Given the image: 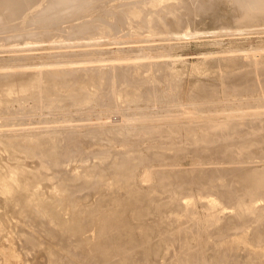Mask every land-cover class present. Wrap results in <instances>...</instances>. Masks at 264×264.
Segmentation results:
<instances>
[{"label":"rangeland","instance_id":"obj_1","mask_svg":"<svg viewBox=\"0 0 264 264\" xmlns=\"http://www.w3.org/2000/svg\"><path fill=\"white\" fill-rule=\"evenodd\" d=\"M61 1L63 3H65V2L69 3L70 0H68V1L67 0H61ZM130 1L129 0H125V1L124 0H112L110 3H108L109 0H101L99 2L96 1L97 3L96 2L94 3V7L97 5L98 9L96 6L95 8L92 7L91 10H88L90 12L93 9L96 10V12H94V10L92 11L94 14L89 12L90 14H88L89 15L88 17L85 14L88 12L83 11L85 15H82L83 12H80V14H78V13L74 12L76 10L74 8L75 6L73 7L74 9H72V5H70L68 10L69 11L72 10V12L66 11V13H68V14H65V16L60 18L61 20L60 19L53 20V18L56 19L59 15L57 17L56 16L54 17V15L50 16L51 14H49L52 21L57 22L60 20V21H62L63 24L59 21L58 23H60V24L57 23V26H55L57 28H55L53 26V23H55V22H52L49 19L48 20L49 23H48L45 21V19L47 20V17H45V19H43V21L41 20L42 22L39 21V23H36L37 24L36 26L35 25L33 26L34 28H36L35 31H34L33 27L31 28L32 31L29 32L31 34H29L26 31V28L23 26V25H26V24H24V20H21L23 18L19 19L20 22L18 21L16 23V26L14 25L15 29H14V27H11L13 29H10V27H7L9 30L8 31L6 28V25L3 24L0 26V28L2 29V30L0 29V75L3 77L2 78L0 76L2 78V80L0 78V81L2 82V83L0 82L1 86L4 85L5 83L10 82L13 79L11 77H4L10 73H11V76H14V75H18V74H27L28 73L27 71H29L31 73H33V72L35 73L37 71L38 72H41V71L45 72V71H50V70L54 71L57 69L58 70H68V69L71 70L74 68L75 69L78 68V69H82V70L84 69V72H86V71L90 70V66L93 69L97 68V71L99 69V71H98L99 73L105 72L104 74L102 73V74L98 75L99 76L98 78H100L101 80L98 79L99 81L98 80L97 81L99 82V85L95 84L97 86H94L95 89L97 90V92L95 91L93 97L88 99V100H91L92 102H90L88 100L82 101L84 104L82 102H78V103L76 102V104L74 106V101L73 102L70 101L69 103L66 102L67 104L63 103L62 105L53 103L55 105L54 106V105H52V103L51 104L47 103L44 99H41V100L38 99L37 98L38 94L37 95L34 94L31 96L26 95V97H23L24 95H22V96L18 95L19 99L16 96H14L13 98H11L10 100H8L6 102V104L8 102H10V103H8V105L5 104L6 105L5 107H3L2 109L0 108L1 109L0 110V124H1L0 125L1 126L0 134L2 133V135H0V136L1 137L5 136L4 140L1 137L0 138L3 141H5V139L8 140L9 138L11 140H13L14 139L13 137H16V136H17V140H22V139L24 140L25 136H27V137H25V139L35 138L36 136H38L37 138H39V137L41 138L42 134L44 135L42 138H45V139L47 137H48L47 139H51V138L53 139L55 136H57V138L53 139V142L57 140L56 142H54L56 147L54 145H53L54 147L52 146V151H55L54 153H56V154L52 153V151H51V154H52L51 159L54 157V162H57V163L60 162L59 165L61 166V168L64 167L62 169L64 172H67V174H71V175H73V174L77 175L76 176L77 178H80L78 176L79 175L78 173H81L84 170L89 171V169H90V172L93 174V176H95L97 174L95 178H98V179H96V184L94 183L95 185L92 183H86L84 185H80L81 181H79V180H81V179L78 180V179H76V177H74L72 179V181L71 180L70 181L65 180V181L61 182L58 179H55V176L53 174L54 172L52 171L53 173H50V170H49V172L48 171L47 172L50 173L51 176L53 174L52 177L55 180L50 176V174L47 173V175H49L50 179L48 178L46 180V179H44V177L39 176L40 178H36V179L38 181L39 180L40 181L38 182L37 180H34L35 181L34 184L38 185V186L40 185L42 187V188H40L41 192H43L42 189L45 190L42 193L45 197L41 196L42 198L44 197V198H50L51 199L50 202L53 204V206L51 203H49V205H50V211H51L52 215L54 214L53 216H55V213H56V216L58 214H60V212H58L59 209L61 211L64 210V212H65L64 218H67L68 220H72V221L74 220L75 222H77L85 233V236H83V237H85V239H87L89 236H91L94 233L92 230V227L89 225L91 222V218L93 216L100 217V216H104V215H109L110 212H108V211H111L112 215L113 214L116 215V217H114V219L116 220L114 222V224H115V227L117 226V228H114V229H117V230H114V232L112 233V238L109 237V239H108L109 240L108 244L111 246V247H109V251H111V253L108 255H115L116 258L114 257V261H117V260L119 261V259H120V260H122L121 262H123L124 258L127 259L126 261L133 260L132 257L137 256L140 253L139 255L142 256V261L141 260H139L140 262L136 261V262H134L135 264L136 263L137 264H144V263L145 264L146 263L147 264H185L182 261L183 257H184V261L185 260L188 261V260L192 259L193 264H204V262H205V264H211V263L212 264H218V263L219 264H224V263L225 264H251V263L252 264H262V262L264 264V251H262V250H264V246H263L264 245V221H263L264 220V212H263L264 211V207H263L264 206V194H263L264 193L263 192L264 191V184L262 183L263 185H261V183H260L259 184L260 186H259L258 183L254 182L256 184L255 185L252 181V180H254V181L257 180V178H259V175H260V177L264 176V173H263V171H264V72H262V71H264V69H263L264 68V20H263L264 17H263V15H257V16H255L256 18L253 17V21L251 20L252 18L248 19L246 17V19H245V17H242L243 14H242V12H240L241 10H240L239 6L236 4L234 5V2L231 3L233 0H231V1L230 0H178V1L174 0V2H173V0H170V1L167 0V2H166L167 4H177L178 6L176 5V7L179 8V6H182L183 8L180 7V9H181L180 11L179 10H173L174 8L173 9L167 8V10H168L167 11L164 8V9H162L163 12L160 11V14L157 12V15L160 16V18L156 16V13H154V15L151 16V18L149 19V23L147 24V26H145L146 28L142 27V26L140 28L139 23H137V24L135 23V22H137V20L140 19V15L138 16V14H135L136 12L135 13L130 12L131 14L130 13L129 14L131 15V18L133 20H131L129 22L130 15H129V17L127 16L125 18L126 19L125 27H124V25H123V27L120 26L116 29L118 31H116V30L114 31L113 30L114 28L111 26V25H113V23H112L113 17H111V15H110L111 12L113 14H115L114 12H116V13L120 12V10L124 9V7H125L124 5L128 6L130 3H132V4L134 3V4L139 5V6L143 5L142 7L146 6L147 7V8L145 7L146 9L149 8L148 3L147 4L144 3L145 1H148V0H142L141 2H143L144 4L140 3L139 0L138 1L132 0L133 2L132 1L130 2ZM164 1H166V0H163L162 2H164ZM137 2L139 4H137ZM70 3H72V2L70 1ZM183 3H185V4H183ZM41 4L43 6L45 3H41ZM140 4H142V5H140ZM180 4H182V5H180ZM103 6H104V8H103ZM105 8H106V10H105ZM32 9H28V12H29V10H32ZM107 9H108V11H107ZM109 9H111L112 11L111 10L109 11ZM175 9H177V8H175ZM165 10L168 12V15H170L172 18L170 16L166 15L167 12ZM172 11H174V12L178 11V13L180 12L182 15L179 13L180 16H178L177 12L172 13ZM102 12H104V13H102ZM108 12H109V15H108ZM257 12L258 11H256L255 14H257ZM164 13H165V15H164ZM76 14H77V16H76ZM100 14H103L105 19L107 17V19L109 21H112V22L108 23V21L106 19L105 20L106 23H105L103 21L104 17L102 19V15L100 17ZM113 14H112V16H113ZM134 14L137 16L134 17L133 16ZM171 14H173V15H171ZM46 15H48V13H44V16H46ZM93 15H96V16H93ZM106 15H108V16H106ZM80 16L82 17L81 21H80V19H81ZM64 18H66V20ZM135 18H136V21H135ZM173 18H175L176 21ZM242 18L245 20V22L243 21ZM258 18H259V21H258ZM160 19L161 20L165 19V20L161 21ZM177 19H179L180 21ZM240 19H242V20H240ZM90 20H92L93 22ZM101 20H102V22H101ZM249 20L252 22H250ZM255 20H257L258 22H255ZM89 21H90V23H89ZM132 21H135V22L132 24ZM163 21H165L167 24ZM237 21H238V24H237ZM50 22L52 23V25L49 26ZM77 22H79V23H77ZM84 22H85V24H84ZM91 22L93 24H95V26ZM152 22H154V23H152ZM172 22H174L175 24ZM241 22H243V23H241ZM80 23H82L83 25H88L87 26L88 28L81 26L82 30H85V31H81V28L79 30L77 29L78 31L76 29H73L74 27L72 28L73 24H74V26H76V28H79L80 25H82ZM97 23H99V24H97ZM100 23H101V25H100ZM161 23L163 26L161 25ZM20 24H23V25H20ZM134 24H135V26H134ZM168 24H169V26H166ZM89 25H91L90 29H89V27H90ZM97 25H98V27H97ZM51 26H53V28ZM93 26L95 28H93ZM99 26H101L100 28H102V29L105 28V31L108 30L109 27L111 26L110 29L112 30V32L110 29L108 32H105L104 29L103 30L99 29ZM48 27H51V29ZM152 27L154 29H152ZM167 27H168V29H167ZM3 28H5V29H3ZM21 28L23 30H21ZM86 28L90 31H88V30L86 31ZM106 28H108V29H106ZM150 28L152 30H150ZM63 29H65V30H63ZM95 29L97 31H95ZM99 30H100V32L104 31V32H102V34H105V35H103V36H102V34L100 35V32L96 33ZM71 31L73 33H71ZM148 31H150L151 33ZM66 32H68V33H66ZM74 32L77 34H74ZM109 32H111V33H109ZM81 33H83L85 36ZM126 33H129V34H126ZM23 34H25V36ZM71 34H74V35L71 36ZM78 34H80V35H78ZM10 35H11V37H10ZM13 35H14V37H13ZM37 35H39V36H37ZM98 35H100V36H98ZM3 37H5V38H3ZM44 37H45V39H43ZM18 39H20V40H18ZM5 41H7V42H5ZM36 41H37V44L35 43ZM94 43H95V45H94ZM84 44H86V45H84ZM30 46H31V48H30ZM70 46H72V47H70ZM61 54H62V56H61ZM261 65H263V66H261ZM118 66L121 68V72L124 69H128V70H126L127 73H125L126 72L125 70L123 71L125 74L122 72V75L124 74L125 76L123 75L124 78L122 77V75L119 77V81H120L119 84H118V78L115 80L108 81L110 79V77H109V74L107 73V71L111 70V67H118ZM122 66H123V69H122ZM47 67H48V69H47ZM259 68H261L262 71ZM41 69H43V70H41ZM133 70H134V72H133ZM90 71H93V70H90ZM128 71L132 72V75L134 74V77L137 78L138 80L132 79V81H131L130 79L133 76L131 75V77H130L131 73ZM135 71H137V72H135ZM148 71H150V72H148ZM93 72H95V71H93ZM14 73H16V74H14ZM106 73L108 74L107 77L105 76ZM135 73H136V76H135ZM127 75H129L130 78ZM8 76H10V75H8ZM101 77H103V78H101ZM125 77H126V80H125ZM127 77L129 80L127 79ZM9 78H10V80H9ZM121 78L124 79V81H123L124 83L121 82V80H120ZM146 78H147V80H146ZM105 79H108V80H105ZM141 79H143V80H141ZM125 81H127V82H125ZM130 81L132 84L134 83L133 85L137 86L135 88L140 90V93H138L139 91L136 92L137 89H135V92L137 94L134 93L131 96L134 98L137 95L134 99H132L130 96H128V97L123 96L125 91H127L130 88L129 87ZM98 82H96V83H98ZM101 82L104 84V85L102 84V88L104 87L103 89L100 86ZM113 82H116V83H113ZM107 84L110 86L111 85L114 86L113 87L114 89L112 87H109ZM139 85H140V87H139ZM98 86H99V88H97ZM105 86H107V87H105ZM2 87H4V86H2ZM231 87H232V89H231ZM108 88H109V90H108ZM100 90H103L102 92H104V93H102ZM105 90H106V92H105ZM110 90H112V91H110ZM159 90H160V92H159ZM231 91H233V92H231ZM149 92H150V94H149ZM203 92H205V93H203ZM96 94L97 95L101 94V95L97 96ZM109 94H110V96H109ZM120 94H122V96H120ZM141 94H143V95H141ZM144 94H146V95L144 96ZM154 95H155V97H154ZM33 96H35V97H33ZM31 97L34 99H32ZM97 98H99V99L97 100ZM15 100L16 101L18 100V102H16ZM21 100H23V101H21ZM38 101H39V103H38ZM13 102H14V104H13ZM87 102H89V103H87ZM200 102H202V103H200ZM37 103L39 104L38 106H37ZM40 105L43 108H41ZM76 105H78V106H76ZM155 105H157V106H155ZM205 105H207V106H205ZM7 106H9V108ZM44 106H45V108H44ZM48 106L50 108L46 109V108H48ZM52 106L55 109H53ZM5 108H6V110H5ZM17 108H19V109H17ZM39 108H41V110ZM58 108H61V109H58ZM3 109L5 110V113H4ZM48 113H49V115H48ZM256 113L257 114L261 113V114L257 115ZM10 114H12V115L10 116ZM13 114L14 115L16 114L17 116L15 115V117H12ZM8 115H9L10 119H9ZM3 117H6V119H8V120H6ZM44 117H46V118H44ZM254 117H256V118H254ZM258 117H259V119H258ZM230 119H231V122H230ZM11 121L13 124L11 123ZM186 122H188V123H186ZM223 124H224V126H223ZM245 124H246V126H245ZM139 125H141L142 128ZM156 126H157V128L155 130L154 127H156ZM159 126H161V127H159ZM204 126L207 130H210V129L212 130V131L210 130L212 133H214V134L210 135L212 138L208 137L210 131L208 133V131L204 128ZM208 128H210V129H208ZM220 128L222 130L223 129H225V130L218 131ZM238 128H239V131H237ZM200 129H201V131H200ZM242 129H244V130H242ZM254 129L256 130V132ZM241 130L245 133H243ZM259 130H260V132H259ZM206 131H207V133H206ZM215 131L219 135L217 134L216 138L213 139V135L215 136V134H216ZM173 132H175L174 134L176 135V137L173 134ZM241 132H242V134H241ZM48 133H49V135H48ZM51 133H54V134H52L54 137L51 135ZM204 133H205V135H204ZM237 133H238V135H237ZM35 134H37V135H35ZM66 134L69 136H67ZM141 134H143V135H141ZM224 134H225V136H224ZM29 135H30V137H29ZM72 135H74V136H72ZM177 135H179V136H177ZM19 136L21 139L19 138ZM241 136H244V137H241ZM58 137H59V139H58ZM170 137H172V139H170ZM203 137H205L204 141H203ZM65 138H67V139H65ZM225 138H227V139H225ZM247 138H249V139H247ZM250 138H252V139H250ZM62 139L64 140V142ZM72 139H73V141H72ZM103 139H105V140H103ZM205 139L206 140L208 139V142ZM209 139L215 140L217 142L219 141V142H218V144H215L217 142L214 141L215 142L214 143L213 141H210ZM223 139H224V141H223ZM2 140H0V169L5 170L6 166H8L9 164L15 163V161L12 160L11 158L9 159V156L7 155V153L4 152L3 147L1 148V145H2L1 143L3 142ZM60 140H61V142H60ZM65 140H66V143H65ZM67 140H69V141H67ZM192 140L193 141L195 140V142H193ZM201 140H202V142H200ZM231 140H232V142H231ZM71 141L74 144H72ZM74 141L76 143H79V148H78V146H76V143ZM220 141L222 144H224V146L220 143ZM204 142H207L209 144L204 143ZM248 142H250L249 145H247ZM67 143H69V144H67ZM255 143H257V144H255ZM193 144H195V147H193L194 146ZM250 144H252V145H250ZM208 145H209V148H207ZM238 145L241 146V149L239 148ZM58 146H59V149H58ZM166 146H168L169 148ZM188 146H190V147H188ZM196 146L198 148H196ZM219 146H220V148H219ZM70 147L72 150L74 148L78 151L73 150L74 151L73 152L70 149ZM80 147H82V148H80ZM54 148H57L58 152H57V149L54 150ZM62 148H63L64 154H66V152H69V154H66L68 156L67 159H65L66 155L64 156V155H62L63 153H61ZM228 148L230 150H228ZM199 149H200V151H199ZM244 149H245V151H244ZM178 150H179V152H178ZM214 150H217V151L220 150V151L217 152ZM239 150H240V152H239ZM79 151H82V152H79ZM70 152L72 154H70ZM243 152H244V154H243ZM77 153H78V155H77ZM233 153H234V155L236 153L237 154L240 153L239 154L240 157L237 154L235 156L232 155ZM53 154H54V156H53ZM56 155H59V157ZM125 155H126V157H124ZM149 155L152 156V158ZM224 155H226V156H224ZM246 155L247 156L249 155V156L247 157ZM23 156H24V158H23ZM27 156H28L27 154H24V155L22 154L21 157L19 158L20 160L18 159L19 162L17 161L18 164L21 163L20 166L23 169L25 168L24 170H27L26 171L27 173L30 170L29 172L31 174L30 173L29 174L32 175L34 173H38V170L41 171L43 169L44 161L42 158L38 157V159H39L38 160V159H36L37 157L34 155H32L33 157H31V155H29V157H31V158H29V157L27 158ZM63 156H64V159H63ZM61 157H62V159H61ZM114 157L116 158V160ZM121 157H123V158L120 160ZM162 157H164V158H162ZM168 158H169V160H168ZM129 160H132V162ZM158 160H159V162H158ZM163 160H165V161H163ZM39 161H41V162L39 163ZM122 161H124V163H121ZM127 161H128V164L124 165L125 163H127ZM142 161H143V163H142ZM5 163L8 165H6ZM22 163L24 165H22ZM119 163H121V164H119ZM39 164H40V167H39ZM111 164H113V165H111ZM129 164H130V166L128 167ZM4 165H6V166H4ZM84 165H86V166H84ZM123 165H124V167H123ZM134 165H136L137 168ZM79 167H81V168H79ZM111 167H112V169H111ZM91 168H92V170H91ZM123 168H124V172H122ZM126 168H128V169H126ZM35 169H37V170H35ZM75 169L77 172L75 171ZM81 169H82V171H81ZM101 169L102 170L104 169L105 171H102ZM106 169H108V170H106ZM119 169H121V171ZM129 169H132L133 173L131 172L132 170H129ZM99 170H101L103 173ZM202 170H203V172H202ZM239 171L240 172H247V174L249 173L248 175L252 179L251 180L252 182L248 183L249 185L243 184L242 186L237 187L233 183L231 184V182L229 180H233L236 172H239ZM115 172H116V174H115ZM167 172H168V175L166 176ZM197 172H198L199 176H201V178L203 176H206L207 173H211V172L214 174H218V176L216 177L217 179L215 178L216 184H215V181L212 182L213 184L211 183V185L205 186V187H203V185H201L198 182L196 184V182H194L192 180L200 178L198 176ZM250 172L252 173L253 176L252 175L250 176V174H251ZM256 172L258 173V175ZM99 173H102V174L99 175ZM111 173L113 174V176H111L112 175ZM124 173L125 174L130 173L129 175H131V173H132V178L129 177V181H131V182L125 181V182L121 183V187H123L122 190H120L121 188L116 189L112 186H110L111 187L110 188L107 185L108 180L105 181V179L107 178L106 176L109 177L108 179H111V177H112V179H111L112 181L116 180L115 181L116 182L115 185H116L120 180L119 178H122L121 176H123ZM201 173H204V175ZM220 173H224L227 175L231 174V175L230 176H224L222 174V176H221ZM98 175L100 178L98 177ZM101 175H103V176H101ZM169 175H171L173 177V179ZM176 175H177V177H176ZM117 176H118V179H117ZM197 176H198V178H197ZM256 176H258V177L256 178ZM162 177H164L165 179H163ZM166 177L170 178V180H168ZM228 178H229V180H228ZM42 179L44 180V182ZM100 179L101 180L104 179V180H102V183H101ZM183 179L186 181L191 180L190 181L191 183H189V182H188L189 184L183 183L184 182ZM53 180L55 182L57 181L58 183H62V184H59V185H61L62 189L65 188L66 190L67 189L71 190V194H69L70 196L68 195V197L66 199L67 202L65 200H63L64 198L62 197V195H59V194H57V196L52 195V198L54 199L53 201H52V198L48 196L52 192L51 190H53L52 187L54 188V187L59 186L58 183L57 182L55 183ZM172 180L173 181L177 180V182H173ZM46 181H48V183ZM178 181L179 182L181 181L182 185H179L181 183H178ZM105 182H106L107 186L105 185ZM160 182H162V184H160ZM49 183L52 184V185H50L51 188L50 187L47 188V186H49ZM123 183H125V185H122ZM174 183H176V184H174ZM55 184H56V186H53ZM73 184H75V185H73ZM91 184H92V186H91ZM45 185H47V186H45ZM63 185H64V187H63ZM65 185H67V186H65ZM103 185H105V186H103ZM128 185H129V187H126ZM216 185H218V186H216ZM250 185H252L251 187H253V185H254V187L251 188ZM95 186H97V187H95ZM179 186H181V187H179ZM210 186H211V188H210ZM243 186H245V188H243ZM69 187H71V188H69ZM75 187H77V188H75ZM80 187H81V189H79ZM99 187H100V189H99ZM260 188H261V190H260ZM218 189H221V190H218ZM46 190L49 192V194H46V192H47ZM73 191L75 193H73ZM130 191H132V192H130ZM104 194H105V196H104ZM215 195H217V196H215ZM113 196H114V199L117 198L118 200L116 199L114 202ZM138 196H139V198H138ZM6 197L7 196H3L2 194H0V213H1V219L0 220L3 222V223L2 222L0 223V227L2 229L5 228V230L0 229V235L1 234L6 235V236L5 235L0 236V264H12V263L13 264H33V263L34 264H49L50 263L49 258H47L48 256H47L46 251L45 250L43 251V249L41 247H37L36 249L26 247L24 240H22V238L20 237L22 234V231L23 232L35 231L34 233L37 236L42 234V236H44V237L41 236V240L45 241V239H49L48 243L50 245L52 244L53 248L54 247H60L61 249L67 248L66 252H63L65 257H63V255L61 257V262L67 264L68 263L67 260H70V258H68V257H71L69 252H68V248H69V244H70V242H69L70 238L67 236H64V235H60L61 237H59V235L56 236V233L51 232L53 230V226L49 225L50 223L48 220H50V222H55V221L49 218L47 220L46 219H44V220L40 219V221H39V219H37V221H34V223H35V224L33 223L34 225L31 223H29L30 225L28 223H24V222H22L24 220L18 218L19 217L18 214H17L18 217L15 216L16 211H18V210L11 203V200L9 201V199L8 198L6 199ZM141 197H142V200H141ZM147 197H149V199ZM106 198H109L108 199L109 201L108 200L106 201ZM73 199H74V201H73ZM122 199H123V201H122ZM193 199H195V200H193ZM7 200L11 204L6 205ZM57 200H58V203H56ZM61 200H63V201H61ZM252 200L254 202L255 201L256 202L254 203ZM44 201H46V199L45 200L43 199V203H44ZM133 201H134V203H133ZM180 201H181V203H180ZM40 202H42V199H40ZM101 202H102L103 207H102V205L100 207ZM125 202L127 204H125ZM128 202H130V203H128ZM143 202H144V204H143ZM173 202H175V203H173ZM136 203H138V204H136ZM139 203H141L142 206ZM147 203L149 205H146ZM191 203H192V205H191ZM75 204H77V205H75ZM108 204H109V206H108ZM135 204H136V207H135ZM255 204L257 207L255 206ZM124 205H125V207H124ZM191 206L193 208H190ZM245 206H248V207H245ZM142 207H144V208H142ZM56 208H58L57 211H56ZM108 208L115 209L114 210L115 212H113V209H108ZM99 209L100 210L102 209V210L100 211ZM104 210L106 212H108L109 214L106 213ZM75 211L76 212L78 211L77 213L80 212L78 214V216H77V213ZM93 211H95V214ZM165 211H167V212H165ZM244 211H245V213H244ZM187 212H189V214ZM246 213H247V215H246ZM73 214L76 216H74ZM86 214H88V215H86ZM90 214H91V216H90ZM84 215H86V216H84ZM235 215L237 216V218ZM2 216H3V218H2ZM250 216H251V218H250ZM71 217H72V219H71ZM211 217H212V219H211ZM76 218H78V219L80 218V220H78ZM213 218H214V220H213ZM6 219H8V222L6 221ZM82 219H84V220L81 221ZM154 219H156V220H154ZM4 220L8 224L7 225L8 229L3 226L6 224L4 222ZM47 221H48V223H47ZM203 221H204V223H202ZM170 222H171V224H170ZM16 223H18V225ZM210 223H212V225ZM1 224H3V225H1ZM81 224H83V227L81 226ZM88 225L90 228L88 227ZM171 225H172V227H171ZM27 226H29L30 229L27 228ZM30 226H32V228ZM43 226L46 228H44ZM47 226H48V228H47ZM19 227H21V229ZM185 227H186V229H185ZM199 227H200V229H198ZM16 228H17V231H16ZM18 228H19V230H18ZM33 228H36V229H33ZM49 228H50V230H49ZM86 228L88 230H86ZM245 228H247V229H245ZM252 228L254 230H252ZM6 229L9 231L6 232ZM10 229H11V232H10ZM12 229L14 230V232H16V234H19L18 232L20 231V236L19 235L16 236V234L13 232ZM25 229H26V231H25ZM46 229L48 231H46ZM202 230H203V232H202ZM262 230H263V232H261ZM115 231L117 232V234L114 235ZM2 232H5V233H2ZM36 232L39 234H37ZM47 232L50 233V235ZM210 232H212V234ZM46 233L48 236H46ZM183 233H184V235H183ZM199 233H200V235H199ZM251 233H253V234H251ZM185 235H186V237H185ZM204 235H206V236H204ZM45 236H46V238H45ZM113 236H114V238H113ZM124 236H125V241H124ZM210 236H211V238H210ZM54 237H56V238L54 239ZM175 237L178 239H176ZM183 238L185 240L187 239L186 240L187 242ZM229 238H230V240H229ZM231 238H232V240H231ZM59 239H61V240H59ZM117 239H119V240H117ZM127 239H128L129 244H127L128 243ZM217 240H219V241H217ZM226 240L230 241L229 245L227 244L228 242L224 243ZM53 241H54V243H53ZM65 241L66 242L68 241V243H66ZM58 242H59V244H58ZM122 242H123V244H122ZM118 244H119V246H118ZM124 244L126 246L128 245V247H129L128 252L123 251L122 245H124ZM195 244H197V245H195ZM220 244L222 247H219ZM225 244H227L228 246ZM230 244H231V247H230ZM130 245H132V246H130ZM43 246L44 245H42V247ZM114 246L117 248V250ZM120 246H121L122 251L120 250ZM184 246H185V248H184ZM224 246L226 247V249ZM247 247H248V250H247ZM21 248H22V250H21ZM38 248L39 249L41 248L40 249L41 251ZM28 249L35 250L36 255L33 254L34 253L33 251H30V250L28 251ZM131 249H132V251H131ZM135 249L137 251H135ZM85 250L80 252V253H78V251H74V256L71 257V259L73 260V262L75 264H78V263L79 264H82V263L83 264H89V263H91V264H108L107 259H103L102 256L100 255L102 252V251H100L101 248L98 249V247H95L94 251L96 252V254L94 251H92V254H91L92 256H90L91 259L87 256L88 252ZM112 250H114V252H112ZM181 250L183 252H181ZM187 250H188V252H187ZM107 252H108V249H107ZM185 252H187V254H185ZM250 252H252V253H250ZM258 252H260L261 254ZM76 253L78 256L76 255ZM81 253L83 254V256ZM178 253H179V256H178ZM182 253L184 254V256ZM190 253H191V256H190ZM79 254H81L83 259L80 258ZM130 254H132L130 256L131 258L129 257ZM194 254L195 255L197 254V255L195 256ZM125 255H126V257H125ZM255 255L258 257L260 256V257L258 258ZM84 256L86 259L84 258ZM94 256H96V257H94ZM181 256H182V258H181ZM255 257L259 260L257 261V259ZM153 259H154V261H153ZM75 260H77V261H75ZM180 260L182 261V263H180L181 262ZM231 260H233V261H231ZM143 261H144V263H143ZM187 261H185V262H187ZM230 262H232V263H230Z\"/></svg>","mask_w":264,"mask_h":264},{"label":"bare ground","instance_id":"obj_2","mask_svg":"<svg viewBox=\"0 0 264 264\" xmlns=\"http://www.w3.org/2000/svg\"><path fill=\"white\" fill-rule=\"evenodd\" d=\"M68 1V0H67ZM70 1L72 2V3H70ZM69 1V3L67 2H65V3H63L61 0H0V26L1 25H6V28L7 27H10V29H13V28H11V27H14V29H15V26H16V23L19 21L20 22V20L19 19H21V18H23V19H21V20H24V24H26V25H23V24H20V25H23L25 28H26V31L29 33V32H31L32 30H31V28L35 25H37L36 23H39V21H43V19H45V17H47V20L45 19V21L46 22H48V20L50 19L51 20V18H50V16H52V15H54V17L56 16H58L56 19H54L53 18V20H58V19H60V18H62L63 16H65V14H68V13H66V11H68V12H72V10H68L69 9V6L70 5H72V9H76L74 12H76V13H78V14H80V12H88V13H85L86 14V16L88 17L89 15L88 14H90V13H92V14H94L92 11L94 10H92L91 12L90 11H88V10H91L92 9V7L93 8H95L94 7V3L96 2V1H101V0H70ZM112 0H109V2L108 3H110ZM125 1V0H124ZM130 1V0H129ZM132 1V0H131ZM130 1V2H131ZM138 1V0H137ZM142 0H139V2L140 3H142V4H147L148 3V5H149V8L148 9H146L145 7H142L143 5L142 4H140V5H142V6H139V5H136V4H132V3H128L129 5L128 6H126V5H124L125 7H124V9L123 10H120V12H114L115 14H113L112 12H111V17H113V22L112 21H109L108 19H107V17H106V19H107V21H108V23L109 22H112L113 23V25H111L114 29V31L118 28V27H120V26H122L123 27V25H124V27H125V21H126V17L128 16L129 17V15L131 14L130 12H136L135 14H138V16L140 15V19L139 20H137V22H135L136 21V18H135V21H132V24L135 22L136 24L137 23H139V26H140V28H141V26L142 27H145V26H147V24L149 23V19L151 18V16H153L154 15V13H156V16L157 17H159L160 18V16H158L157 15V12L160 14V11L161 12H163L162 11V9H166L167 10V8H174L173 10H181L180 9V7H182V6H179V8L178 7H176V5L177 4H167L166 2H167V0L166 1H164V2H162L163 0H148V1H145L144 3L143 2H141ZM170 1V0H169ZM178 1V0H177ZM231 1V0H230ZM47 2V3H46ZM118 2V1H117ZM128 2V1H127ZM133 2V1H132ZM172 2V1H171ZM170 2V3H171ZM173 2H174V0H173ZM193 2V1H192ZM234 2V5L236 4V5H238L239 6V8H240V12H242V17H245V19H246V17L248 18V19H251L252 21H253V17H255V16H257V15H263V17H264V0H233L231 3H233ZM41 3H45L43 6H42V4ZM97 3V2H96ZM107 3V4H108ZM120 3V2H119ZM169 3V2H168ZM177 3V2H176ZM180 3V2H179ZM178 3V4H179ZM41 4V5H40ZM75 4V5H74ZM127 4V3H126ZM137 4H139L138 2H137ZM183 4H185V3H183ZM147 5V6H148ZM180 5H182V4H180ZM75 6V7H74ZM121 6V5H120ZM119 6V7H120ZM178 6V5H177ZM199 6V5H198ZM34 7V8H33ZM43 7V8H42ZM74 7V8H73ZM109 7V6H108ZM123 7V6H122ZM185 7V6H184ZM33 8V9H32ZM71 8V7H70ZM103 8H104V6H103ZM116 8V7H115ZM175 8H177V9H175ZM183 8V7H182ZM237 8V7H236ZM28 9H32V10H29V12H28ZM97 9H98V6H97ZM185 9V8H184ZM238 9V8H237ZM105 10H106V8H105ZM104 10V11H105ZM111 9H109V11H110ZM165 10V11H166ZM46 11V12H45ZM48 11V12H47ZM107 11H108V9H107ZM112 11V10H111ZM164 11V12H165ZM168 11V10H167ZM166 11V12H167ZM170 11V10H169ZM256 11H258L257 12V14H255V12ZM28 12V13H27ZM84 12H83V14L82 15H85L84 14ZM90 12V13H89ZM94 12H96V10H94ZM106 12V11H105ZM174 11H172V13H173ZM177 13H178V11H176ZM176 12H174V13H176ZM184 12V11H183ZM27 13V14H26ZM44 13H48V15H46V16H44ZM102 13H104V12H102ZM130 13V14H129ZM170 13V12H169ZM180 13V12H179ZM178 13V16H180V14ZM187 13V12H186ZM25 14V15H24ZM43 14V15H42ZM49 14H51L50 16H49ZM72 14V13H71ZM70 14V15H71ZM75 14V13H74ZM91 14V15H92ZM112 14H113V16H112ZM133 15L134 17H136L137 15ZM184 14V13H183ZM97 15V14H96ZM96 15H93V16H96ZM101 15H102V19H103V14H100V17H101ZM108 15H109V12H108ZM108 15H106V16H108ZM164 15H165V13H164ZM166 15H168V12H167V14ZM171 15H173V14H171ZM182 15V14H181ZM73 16V15H72ZM76 16H77V14H76ZM75 16V17H76ZM85 16V17H86ZM99 16V15H98ZM155 16V17H156ZM168 16H170V15H168ZM99 17V18H100ZM133 17V18H134ZM156 17V18H157ZM171 17V16H170ZM176 17V16H175ZM262 17V16H261ZM260 17V18H261ZM68 18V17H67ZM80 21L82 20V17L80 16ZM153 18V17H152ZM163 18V17H162ZM165 18V17H164ZM172 18V17H171ZM256 18V17H255ZM254 18V19H255ZM65 20H66V18H64ZM84 19V18H83ZM94 19V18H93ZM105 17H104V19H103V21L105 22ZM110 19V18H109ZM138 19V18H137ZM158 19V18H157ZM173 19H175V18H173ZM180 19V18H179ZM179 19H177V20H179ZM243 19V18H242ZM242 19H240V20H242ZM263 19V18H262ZM261 19V20H262ZM61 20V19H60ZM59 20V21H60ZM78 20V19H77ZM112 20V19H111ZM131 20H133L132 18H131V15H130V18H129V22L131 21ZM161 20V19H160ZM162 20H165V19H162ZM161 20V21H162ZM264 20V19H263ZM41 21V22H42ZM52 21V20H51ZM59 21H57V22H55V21H52V22H55V23H53V26L55 27V26H57V23L59 22ZM75 21V20H74ZM90 21H92V20H90ZM90 21H89V23H90ZM98 21V20H97ZM96 21V22H97ZM139 21V22H138ZM175 21H176V19H175ZM180 21V20H179ZM243 21L245 22V20L243 19ZM247 21V20H246ZM250 21V20H249ZM252 21H250V22H252ZM258 21H259V18H258ZM257 20H255V22H258ZM61 23H62V21H60ZM86 22V21H85ZM85 22H84V24H85ZM93 22V21H92ZM91 22V23H92ZM95 22V23H96ZM101 22H102V20H101ZM151 22V21H150ZM163 22H165V21H163ZM249 22V23H250ZM49 23V22H48ZM73 23V22H72ZM77 23H79V22H77ZM88 23V24H89ZM106 23V22H105ZM104 23V24H105ZM152 23H154V22H152ZM158 23V22H157ZM166 23V22H165ZM172 23H174V22H172ZM241 23H243V22H241ZM240 23V24H241ZM46 24V23H45ZM56 24V25H55ZM58 24H60V23H58ZM63 24V23H62ZM80 24H82V23H80ZM93 24V23H92ZM97 24H99V23H97ZM167 24V23H166ZM175 24V23H174ZM178 24V23H177ZM237 24H238V21H237ZM252 24V23H251ZM15 25V26H14ZM19 25V24H18ZM47 25V24H46ZM50 25H52V23L50 22V24H49V26ZM79 25V24H78ZM77 25V26H78ZM94 26H95V24H93ZM100 25H101V23H100ZM109 25V24H108ZM152 25V24H151ZM155 25V24H154ZM160 25V24H159ZM161 25H162V23H161ZM257 25V24H256ZM44 26V25H43ZM53 26H51L52 28H53ZM60 26V25H59ZM62 26V25H61ZM81 26L83 27H87L88 25H80V27L79 28H76V26H74V24H73V26H72V28L73 29H80L81 28ZM90 27H89V29L91 28V25H89ZM93 26V28H95ZM110 26V27H111ZM130 26V25H129ZM128 26V27H129ZM134 26H135V24H134ZM137 26V25H136ZM138 26V27H139ZM156 26V25H155ZM163 26V25H162ZM165 26V25H164ZM166 26H169V24L168 25H166ZM165 26V27H166ZM248 26V25H247ZM262 26V25H261ZM45 27V26H44ZM51 27H48V28H50L51 29ZM97 27H98V25H97ZM96 27V28H97ZM101 26H99V29H102V28H100ZM107 27V26H106ZM110 27H109V29H110ZM137 27V28H138ZM154 27V26H153ZM152 27V29H154ZM176 27V26H175ZM253 27V26H252ZM18 28V27H17ZM24 28V29H25ZM30 28V29H29ZM34 28V27H33ZM55 28H57V27H55ZM54 28V29H55ZM88 28V27H87ZM86 28V31L88 30ZM92 28V29H93ZM133 28V27H132ZM136 28V29H137ZM146 28V27H145ZM1 29V28H0ZM3 29H5V28H3ZM28 29V30H27ZM35 29L36 28H34V31H35ZM42 29V28H41ZM47 29V28H46ZM85 29V28H84ZM91 29V30H92ZM104 29V31H105V28H103ZM102 29V30H103ZM106 29H108V28H106ZM109 29L108 30H106L105 32H108L109 31ZM139 29V28H138ZM143 29V28H142ZM148 29V28H147ZM151 28H150V30H152ZM166 29V28H165ZM167 29H168V27H167ZM2 30V29H1ZM7 30H8V28H7ZM21 30H23L22 28H21ZM63 30H65V29H63ZM62 30V31H63ZM77 30V31H78ZM94 30V29H93ZM111 30V29H110ZM132 30V29H131ZM146 30V29H145ZM157 30V29H156ZM9 31V30H8ZM53 31V30H52ZM67 31V30H66ZM81 31H85V30H82V28H81ZM88 31H90V30H88ZM95 31H97L96 29H95ZM104 31H101L100 32V30L98 31V32H96V33H99L100 32V35L102 34V32H104ZM116 31H118V30H116ZM141 31V30H140ZM3 32V31H2ZM7 32V31H6ZM25 32V31H24ZM76 32V31H75ZM74 32V34H77V33H75ZM94 32V31H93ZM92 32V33H93ZM111 32H112V30H111ZM111 32H109V33H111ZM148 32H150V31H148ZM159 32V31H158ZM13 33V32H12ZM18 33V32H17ZM22 33V32H21ZM49 33V32H48ZM66 33H68V32H66ZM70 33V32H69ZM71 33H73L72 31H71ZM79 33V32H78ZM86 33V32H85ZM91 33V32H90ZM143 33V32H142ZM151 33V32H150ZM29 34H31V33H29ZM55 34V33H54ZM74 34H71V36L72 35H74ZM81 34H83V33H81ZM126 34H129V33H126ZM8 35V34H7ZM16 35V34H15ZM24 36H25V34H23ZM43 35V34H42ZM47 35V34H46ZM78 35H80V34H78ZM77 35V36H78ZM84 35V34H83ZM91 35V34H90ZM100 35H98V36H100ZM103 35H105V34H102V36ZM18 36V35H17ZM37 36H39V35H37ZM48 36V35H47ZM56 36V35H55ZM85 36V35H84ZM87 36V35H86ZM125 36V35H124ZM130 36V35H129ZM10 37H11V35H10ZM13 37H14V35H13ZM19 37V36H18ZM27 37V36H26ZM29 37V36H28ZM32 37V36H31ZM57 37V36H56ZM119 37V36H118ZM3 38H5V37H3ZM30 38V37H29ZM96 38V37H95ZM38 39V38H37ZM43 39H45V37L43 38ZM68 39V38H67ZM79 39V38H78ZM86 39V38H85ZM18 40H20V39H18ZM26 40V39H25ZM42 40V39H41ZM48 40V39H47ZM98 40V39H97ZM13 41V40H12ZM27 41V40H26ZM128 41V40H127ZM5 42H7V41H5ZM30 42V41H29ZM36 44H37V41L35 42ZM57 43V42H56ZM146 43V42H145ZM54 44V43H53ZM81 44V43H80ZM92 44V43H91ZM100 44V43H99ZM43 45V44H42ZM84 45H86V44H84ZM94 45H95V43H94ZM129 45V44H128ZM150 45V44H149ZM68 46V45H67ZM56 47V46H55ZM70 47H72V46H70ZM81 47V46H80ZM100 47V46H99ZM28 48V47H27ZM30 48H31V46H30ZM35 48V47H34ZM77 48V47H76ZM109 49V48H108ZM75 51V50H74ZM122 51V50H121ZM85 52V51H84ZM99 53V52H98ZM78 54V53H77ZM60 55V54H59ZM76 55V54H75ZM263 55V54H262ZM58 56V55H57ZM61 56H62V54H61ZM64 56V55H63ZM68 56V55H67ZM82 56V55H81ZM77 57V56H76ZM130 57V56H129ZM68 58V57H67ZM105 58V57H104ZM128 58V57H127ZM109 60V59H108ZM241 60V59H240ZM247 61V60H246ZM147 62V61H146ZM69 63V62H68ZM122 63V62H121ZM63 64V63H62ZM75 64V63H74ZM106 64V63H105ZM104 64V65H105ZM118 64V63H117ZM69 65V64H68ZM101 65V64H100ZM121 65V64H120ZM143 65V64H142ZM257 65V64H256ZM89 66V65H88ZM151 66V65H150ZM159 66V65H158ZM261 66H263V65H261ZM260 66V67H261ZM101 67V66H100ZM129 67V66H128ZM127 67V68H128ZM131 67V66H130ZM83 68V67H82ZM151 68V67H150ZM262 68V67H261ZM261 68H259V69H261ZM47 69H48V67H47ZM53 69V68H52ZM56 69V68H55ZM96 69V70H95ZM95 69H93V68H91V66H90V70H93V71H95V72H93V71H86V72H84V69L82 70V69H78V68H74V69H71V70H54V71H45V72H42L41 70H43V69H41L40 71L41 72H33V73H31V72H29V71H27L28 73L27 74H18V75H14V74H16V73H14L13 75L14 76H11V73L10 74H7V76H4V77H11V78H13L10 82H8V83H3L4 85H2V86H4V87H2L1 86V84H0V108L2 109L3 107H5L6 105H8V103H10V102H8L7 104H6V102L8 101V100H10L11 98H13L14 96H16L17 98H18V95H24L23 97H26V95H29V96H31V95H34V94H38L37 95V98L38 99H44L47 103H49V104H51L52 103V105H54V104H60V105H62L63 103H65V104H67L66 102H70V101H74V106H75V104H76V102L78 103V102H82V101H87L88 99H90V98H92L93 97V95H94V92L96 91L97 92V90L95 89V87L94 86H97V85H95V84H98L99 85V80H101L100 78H98L99 76V74H102L103 72H101V73H99L98 71H99V69H98V71H97V68H95ZM122 69H123V66H122ZM264 69V68H263ZM12 70V69H11ZM88 70V69H87ZM109 70V69H108ZM125 71L126 70H128V69H124ZM123 70V71H124ZM132 70V69H131ZM141 70V69H140ZM26 71V70H25ZM34 71V70H33ZM122 71V72H123ZM157 71V70H156ZM256 71V70H255ZM261 71H262V69H261ZM23 72V71H22ZM122 72H121V68L118 66V67H111V70H109V71H107V73L109 74V77H110V79L108 80V79H105V80H108V81H110V80H115V79H117L118 78V84H119V77L122 75ZM128 72H130V71H128ZM133 72H134V70H133ZM135 72H137V71H135ZM148 72H150V71H148ZM262 72H264V71H262ZM105 73V72H104ZM103 73V74H104ZM105 74V76L107 77V75L108 74ZM124 73V72H123ZM125 73H127V71L125 72ZM124 73V74H125ZM131 73V74H130ZM129 74H130V77H131V75H132V72H130ZM252 73V72H251ZM6 74V73H5ZM123 74V75H124ZM258 74V73H257ZM8 75H10V76H8ZM123 75H122V77H123ZM139 75V74H138ZM1 76V75H0ZM125 76V75H124ZM128 77H129V75H127ZM133 77H134V74L132 75ZM135 76H136V73H135ZM2 77V76H1ZM0 77V78H1ZM104 77V76H103ZM103 77H101V78H103ZM105 77V78H106ZM128 77H127V79H128ZM129 77V78H130ZM131 78L130 80L132 81V79H136V80H138L137 78ZM156 77V76H155ZM3 78V77H2ZM2 78H1V80H2ZM124 78V77H123ZM123 78H121L120 80H121V82L122 83H124L123 81H124V79ZM140 78V77H139ZM145 78V77H144ZM6 79V78H5ZM4 79V80H5ZM99 79V80H98ZM123 79V80H122ZM157 79V78H156ZM9 80H10V78H9ZM98 80V81H97ZM103 80V79H102ZM125 80H126V77H125ZM129 80V79H128ZM141 80H143V79H141ZM146 80H147V78H146ZM260 80V79H259ZM258 80V81H259ZM131 81L129 82L130 83V88L127 90V91H125V93L123 94V96H132L134 93L135 94H137L136 92H138V93H140V90L139 89H137V88H135V87H137V86H135V85H133L132 83H131ZM135 81V80H134ZM133 81V82H134ZM246 81V80H245ZM254 81V80H253ZM261 81V80H260ZM1 82V81H0ZM4 82V81H3ZM7 82V81H6ZM96 82H98V83H96ZM112 82V81H111ZM110 82V83H111ZM125 82H127V81H125ZM2 83V82H1ZM113 83H116V82H113ZM112 83V84H113ZM102 82H101V88H102ZM109 84V83H108ZM107 84V85H108ZM156 84V83H155ZM104 85V84H103ZM115 85V84H114ZM117 85V84H116ZM128 85V84H127ZM138 85V84H137ZM109 87H114V86H110V85H108ZM118 86V85H117ZM105 87H107V86H105ZM119 87V86H118ZM139 87H140V85H139ZM213 87V86H212ZM236 87V86H235ZM259 87V86H258ZM97 88H99V86L97 87ZM104 88V87H103ZM102 88V89H103ZM150 88V87H149ZM166 88V87H165ZM111 89V88H110ZM114 89V88H113ZM112 89V90H113ZM135 89H137L136 90V92H135ZM231 89H232V87H231ZM259 89V88H258ZM99 90V89H98ZM108 90H109V88H108ZM112 90H110V91H112ZM200 90V89H199ZM243 90V89H242ZM261 90V89H260ZM101 92L103 91V90H100ZM109 91V92H110ZM115 91V90H114ZM147 91V90H146ZM158 91V90H157ZM226 91V90H225ZM100 92V93H101ZM105 92H106V90H105ZM143 92V91H142ZM156 92V91H155ZM159 92H160V90H159ZM210 92V91H209ZM231 92H233V91H231ZM102 93H104V92H102ZM203 93H205V92H203ZM226 93V92H225ZM263 93V92H262ZM107 94V93H106ZM112 94V93H111ZM149 94H150V92H149ZM97 95V94H96ZM99 95H101V94H99ZM99 95H97V96H99ZM141 95H143V94H141ZM146 94H144V96H145ZM148 95V94H147ZM162 95V94H161ZM208 95V94H207ZM236 95V94H235ZM28 96V97H29ZM40 98H39V97ZM107 96V95H106ZM109 96H110V94H109ZM120 96H122V94H120ZM135 96V95H134ZM137 96V95H136ZM135 96V97H136ZM178 96V95H177ZM194 96V95H193ZM200 96V95H199ZM210 96V95H209ZM217 96V95H216ZM15 97V98H16ZM20 97V96H19ZM33 97H35V96H33ZM134 97V98H135ZM154 97H155V95H154ZM158 97V96H157ZM162 97V96H161ZM226 97V96H225ZM32 98V97H31ZM104 98V97H103ZM114 98V97H113ZM123 98V97H122ZM132 99H134L133 97H131ZM153 98V97H152ZM160 98V97H159ZM171 98V97H170ZM202 98V97H201ZM252 98V97H251ZM19 99V98H18ZM24 99V98H23ZM29 99V98H28ZM32 99H34V98H32ZM94 99V98H93ZM99 98H97V100H98ZM138 99V98H137ZM142 99V98H141ZM194 99V98H193ZM212 99V98H211ZM219 99V98H218ZM247 99V98H246ZM43 100V101H44ZM126 100V99H125ZM146 100V99H145ZM217 100V99H216ZM16 101V100H15ZM21 101H23V100H21ZM26 101V100H25ZM88 101H90V102H92L91 100H88ZM190 101V100H189ZM226 101V100H225ZM240 101V100H239ZM16 102H18V100L16 101ZM20 102V101H19ZM36 102V101H35ZM71 102V103H72ZM122 102V101H121ZM160 102V101H159ZM207 102V101H206ZM26 103V102H25ZM38 103H39V101H38ZM37 103V106L39 105ZM54 103V104H53ZM70 103V104H71ZM83 103V102H82ZM87 103H89V102H87ZM98 103V102H97ZM200 103H202V102H200ZM226 103V102H225ZM245 103V102H244ZM6 104V105H5ZM13 104H14V102H13ZM23 104V103H22ZM84 104V103H83ZM187 104V103H186ZM219 104V103H218ZM261 104V103H260ZM263 104V103H262ZM19 105V104H18ZM45 105V104H44ZM80 105V104H79ZM125 105V104H124ZM55 106V105H54ZM57 106V105H56ZM65 106V105H64ZM76 106H78V105H76ZM101 106V105H100ZM103 106V105H102ZM155 106H157V105H155ZM205 106H207V105H205ZM254 106V105H253ZM8 108H9V106H7ZM6 107V108H7ZM22 107V106H21ZM36 107V106H35ZM40 107H41V105H40ZM53 107V106H52ZM59 107V106H58ZM180 107V106H179ZM183 107V106H182ZM190 107V106H189ZM193 107V106H192ZM6 108H5V110H6ZM20 108V107H19ZM19 108H17V109H19ZM23 108V107H22ZM37 108V107H36ZM41 108H43V107H41ZM41 108H39L40 110H41ZM44 108H45V106H44ZM50 107L48 106V108H46V109H49ZM68 108V107H67ZM73 108V107H72ZM160 108V107H159ZM227 108V107H226ZM0 109V110H1ZM53 109H55L54 107H53ZM58 109H61V108H58ZM70 109V108H69ZM80 109V108H79ZM138 109V108H137ZM224 109V108H223ZM4 110V109H3ZM5 110H4V113H5ZM21 110V109H20ZM19 110V111H20ZM51 110V109H50ZM117 110V109H116ZM201 110V109H200ZM243 110V109H242ZM261 110V109H260ZM11 111V110H10ZM14 111V110H13ZM38 111V110H37ZM55 111V110H54ZM57 111V110H56ZM67 111V110H66ZM3 112V111H2ZM8 112V111H7ZM15 112V111H14ZM50 112V111H49ZM86 112V111H85ZM258 112V111H257ZM3 113V114H4ZM12 113V112H11ZM22 113V112H21ZM76 113V112H75ZM196 113V112H195ZM243 113V112H242ZM263 113V112H262ZM2 114V113H1ZM26 114V113H25ZM81 114V113H80ZM84 114V113H83ZM182 114V113H181ZM257 114V113H256ZM258 114H261V113H258ZM257 114V115H258ZM12 114H10V116H11ZM16 115V114H15ZM15 115L13 114V116L12 117H15ZM27 115V114H26ZM48 115H49V113H48ZM66 115V114H65ZM4 116V115H3ZM17 116V115H16ZM22 116V115H21ZM247 116V115H246ZM255 116V115H254ZM260 116V115H259ZM8 117H9V115H8ZM182 117V116H181ZM225 117V116H224ZM252 117V116H251ZM3 118H5L6 119V117H3ZM18 118V117H17ZM44 118H46V117H44ZM43 118V119H44ZM203 118V117H202ZM254 118H256V117H254ZM9 119H10V117H9ZM24 119V118H23ZM51 119V118H50ZM228 119V118H227ZM233 119V118H232ZM258 119H259V117H258ZM257 119V120H258ZM6 120H8V119H6ZM46 120V119H45ZM54 120V119H53ZM168 120V119H167ZM234 120V119H233ZM242 120V119H241ZM34 121V120H33ZM148 121V120H147ZM253 121V120H252ZM133 122V121H132ZM209 122V121H208ZM230 122H231V119H230ZM246 122V121H245ZM7 123V122H6ZM11 123H12V121H11ZM48 123V122H47ZM50 123V122H49ZM186 123H188V122H186ZM225 123V122H224ZM233 123V122H232ZM13 124V123H12ZM11 124V125H12ZM138 124V123H137ZM242 124V123H241ZM1 125V124H0ZM25 125V124H24ZM173 125V124H172ZM222 125V124H221ZM227 125V124H226ZM240 125V124H239ZM248 125V124H247ZM262 125V124H261ZM7 126V125H6ZM10 126V125H9ZM140 127H141V125H139ZM223 126H224V124H223ZM222 126V127H223ZM245 126H246V124H245ZM259 126V125H258ZM159 127H161V126H159ZM167 127V126H166ZM175 127V126H174ZM191 127V126H190ZM211 127V126H210ZM214 127V126H213ZM226 127V126H225ZM236 127V126H235ZM250 127V126H249ZM254 127V126H253ZM0 128H1V126H0ZM136 128V127H135ZM142 128V127H141ZM149 128V127H148ZM151 128V127H150ZM155 128V130H156V128H157V126L156 127H154ZM204 128H205V126H204ZM259 128V127H258ZM115 129V128H114ZM178 129V128H177ZM189 129V128H188ZM196 129V128H195ZM206 129V128H205ZM204 129V130H205ZM208 129H210V128H208ZM213 129V128H212ZM137 130V129H136ZM148 130V129H147ZM159 130V129H158ZM192 130V129H191ZM207 130V129H206ZM211 130V129H210ZM210 130H207L208 131V133H209V131ZM220 130H222L221 128L218 130V131H220ZM223 130H225V129H223ZM222 130V131H223ZM242 130H244V129H242ZM241 130V131H242ZM253 130V129H252ZM255 130V129H254ZM2 131V130H1ZM53 131V130H52ZM122 131V130H121ZM131 131V130H130ZM134 131V130H133ZM200 131H201V129H200ZM199 131V132H200ZM207 131H206V133H207ZM212 131V130H211ZM210 131V133H209V136L208 137H210V138H212L210 135H212V134H214V133H212ZM214 131V130H213ZM217 131V130H216ZM216 131H215V133H216ZM237 131H239V128H238V130ZM246 131V130H245ZM87 132V131H86ZM135 132V131H134ZM140 132V131H139ZM157 132V131H156ZM191 132V131H190ZM243 132V131H242ZM242 132H241V134H242ZM248 132V131H247ZM255 132H256V130H255ZM259 132H260V130H259ZM30 133V132H29ZM55 133V132H54ZM54 133H51V135L52 134H54ZM62 133V132H61ZM67 133V132H66ZM144 133V132H143ZM175 132H173V134H174ZM225 133V132H224ZM243 133H245V132H243ZM56 134V133H55ZM65 134V133H64ZM71 134V133H70ZM106 134V133H105ZM166 134V133H165ZM172 134V135H173ZM218 133H216L215 134V136L213 135V139L214 138H216V135H217ZM259 134V133H258ZM0 135H2V133L0 134ZM33 135V134H32ZM35 135H37V134H35ZM48 135H49V133H48ZM62 135V134H61ZM67 135V134H66ZM141 135H143V134H141ZM151 135V134H150ZM159 135V134H158ZM168 135V134H167ZM171 135V136H172ZM175 135V134H174ZM190 135V134H189ZM204 135H205V133H204ZM219 135V134H218ZM237 135H238V133H237ZM34 136V135H33ZM40 136V135H39ZM44 135L42 134V136H41V138L39 137V138H37L38 136H36L35 138H30V139H25V137H27V136H25L24 137V140L22 139V140H17V136L16 137H13L14 139L13 140H11L10 138V140L8 139V140H6L5 139V141H3L4 140V137L5 136H0L1 138H0V140H2L3 142L1 143L2 145H1V148L3 147V150H4V152L5 153H7V155L9 156V159L11 158L12 160H14L15 161V163H13V164H6V165H8V166H6V165H4V166H6L5 168V170H1L0 169V194H2L3 196H7L6 197V199L8 198L9 199V201L11 200V203L14 205V207L15 208H17V210L18 211H16V215L15 216H17V214H18V218H20V219H22V220H24V221H22V222H24V223H31V224H33L34 223V221H37V219H39V221H40V219H52V220H54L55 222H50V220H48L49 221V225L50 226H53V230L51 231V232H54V233H56V236H58L59 235V237H61L60 235H64V236H67V237H69L70 239H69V242H70V244H69V248H68V252H69V254H70V256L71 257H73L74 256V251H78V253H80V252H82V251H84L85 249V251H87L88 252V257L90 258V256H92L91 254H92V251H94L95 250V247H98V249H100L101 248V250L100 251H102L101 252V256H102V258L103 259H107V262H108V264H135L134 262H136V261H139V260H141L142 261V256H140L139 254V256L137 255V256H134V257H132V259L133 260H129V261H126L127 259H125L124 258V260H123V262H121L122 260H120L119 259V261L117 260V261H114V257H115V255H108V254H110L111 253V251H109V247H111L109 244H108V239H109V237H111L112 238V233L114 232V230H117V229H114V228H117V226L115 227V224H114V222L116 221L115 219H114V217H116V215H112L111 213V211H108V212H110V214L108 213V212H106L105 210V212L106 213H108L109 215H104V216H100V217H98V216H93L92 218H91V222H90V226L92 227V230H93V234L91 235V236H87L86 238L87 239H85V237H83V236H85V233H84V231L82 230V228L80 227V225L77 223V222H75L74 220L72 221V220H68L67 218H64V210L63 211H61L60 209V211L58 210V212H60V214H58L57 216H56V213H55V216H53L52 215V213H51V211H50V205H49V203H51L50 202V198H44L45 196L42 194L45 190L44 189H42L43 190V192H41V189L40 188H42L40 185V187L38 186V185H35L34 183H35V181L34 180H37L36 178H40V177H44V179H48L49 178V175H47V173L49 172V170H50V173H53L54 174V176H55V179H58L59 181H65V180H71L72 181V179L74 178V177H76L77 175H74L72 172V174L73 175H71V174H67V172H64L62 169L64 168V167H62L61 168V166L59 165V163L60 162H54V157L51 159V157H52V154H51V151H52V146L54 145L55 146V144H54V142H56V141H54L53 142V139L54 138H57V136H53L54 138L51 140V139H45V138H42ZM67 136H69V135H67ZM72 136H74V135H72ZM177 136H179V135H177ZM191 136V135H190ZM207 136V135H206ZM224 136H225V134H224ZM8 137V136H7ZM29 137H30V135H29ZM28 137V138H29ZM32 137V136H31ZM51 137V136H50ZM66 137V136H65ZM78 137V136H77ZM150 137V136H149ZM169 137V136H168ZM175 137H176V135H175ZM207 137V138H208ZM229 137V136H228ZM241 137H244V136H241ZM240 137V138H241ZM246 137V136H245ZM262 137V136H261ZM12 138V137H11ZM19 138H20V136H19ZM23 138V137H22ZM63 138V137H62ZM72 138V137H71ZM112 138V137H111ZM204 138L205 137H203V141H204ZM16 139V140H15ZM21 139V138H20ZM58 139H59V137H58ZM64 139V138H63ZM62 139V140H63ZM65 139H67V138H65ZM170 139H172V137H170ZM190 139V138H189ZM194 139V138H193ZM196 139V138H195ZM202 139V138H201ZM225 139H227V138H225ZM242 139V138H241ZM247 139H249V138H247ZM250 139H252V138H250ZM103 140H105V139H103ZM206 140V139H205ZM210 140V139H209ZM235 140V139H234ZM254 140V139H253ZM262 140V139H261ZM67 141H69V140H67ZM72 141H73V139H72ZM72 141H71V143H72ZM76 141V140H75ZM74 141V142H75ZM80 141V140H79ZM193 141V140H192ZM207 142H208V139L206 140ZM210 141H215V140H210ZM223 141H224V139H223ZM247 141V140H246ZM60 142H61V140H60ZM63 142H64V140H63ZM62 142V143H63ZM175 142V141H174ZM185 142V141H184ZM188 142V141H187ZM193 142H195V140L193 141ZM200 142H202V140L200 141ZM207 142H204V143H207ZM215 142H217V141H215ZM214 142V143H215ZM219 142V141H218ZM218 142L217 143H215V144H218ZM231 142H232V140H231ZM243 142V141H242ZM254 142V141H253ZM59 143V142H58ZM65 143H66V140H65ZM76 143V142H75ZM89 143V142H88ZM199 143V142H198ZM220 143H221V141H220ZM229 143V142H228ZM249 143L250 142H248V144L247 145H249ZM263 143V142H262ZM67 144H69V143H67ZM72 144H74V143H72ZM192 144V143H191ZM197 144V143H196ZM207 144H209V143H207ZM206 144V145H207ZM211 144V143H210ZM222 144V143H221ZM240 144V143H239ZM255 144H257V143H255ZM57 145V144H56ZM59 145V144H58ZM71 145V144H70ZM180 145V144H179ZM186 145V144H185ZM194 145V146H193ZM192 146L193 147H195V144H193ZM204 145V144H203ZM223 146H224V144H222ZM233 145V144H232ZM241 145V144H240ZM250 145H252V144H250ZM53 146V147H54ZM76 146H78V148H79V143H76ZM82 146V145H81ZM172 146V145H171ZM213 146V145H212ZM221 146V145H220ZM220 146H219V148H220ZM239 146V145H238ZM245 146V145H244ZM56 147V146H55ZM166 147H168V146H166ZM188 147H190V146H188ZM215 147V146H214ZM226 147V146H225ZM224 147V148H225ZM235 147V146H234ZM249 147V146H248ZM247 147V148H248ZM64 148V147H63ZM63 148H62V152L61 153H63ZM76 148V147H75ZM80 148H82V147H80ZM111 148V147H110ZM139 148V147H138ZM169 148V147H168ZM196 148H198L197 146H196ZM201 148V147H200ZM205 148V147H204ZM207 148H209V145L207 146ZM239 148L241 149V146H239ZM251 148V147H250ZM55 149H57V148H54V150ZM58 149H59V146H58ZM58 149H57V152H58ZM61 149V148H60ZM65 149V148H64ZM69 149V148H68ZM70 149H71V147H70ZM211 149V148H210ZM209 149V150H210ZM216 149V148H215ZM233 149V148H232ZM243 149V148H242ZM72 150V149H71ZM73 150H76V149H74L73 148ZM72 150V151H73ZM101 150V149H100ZM195 150V149H194ZM228 150H230L229 148H228ZM238 150V149H237ZM248 150V149H247ZM68 151V150H67ZM76 151H78V150H76ZM173 151V150H172ZM189 151V150H188ZM199 151H200V149H199ZM214 151H217V150H214ZM220 150H218L217 152H219ZM224 151V150H223ZM235 151V150H234ZM244 151H245V149H244ZM250 151V150H249ZM55 151H52V153H54ZM66 152V151H65ZM74 152V151H73ZM79 152H82V151H79ZM78 152V153H79ZM118 152V151H117ZM178 152H179V150H178ZM192 152V151H191ZM203 152V151H202ZM227 152V151H226ZM239 152H240V150H239ZM261 152V151H260ZM78 153H77V155H78ZM84 153V152H83ZM138 153V152H137ZM157 153V152H156ZM230 153V152H229ZM24 155V154H27L28 156H27V158L29 157V155H31V157H33L32 155H34V156H36L37 158L36 159H38V157H40V158H42L43 159V161H44V166H43V169L41 170V171H39L38 170V173H34V174H32V175H30L31 173L28 171V173L26 172L27 170H24L21 166H20V164L21 163H19L18 164V162H19V158L21 157V155ZM54 154H56V153H54ZM54 154H53V156H54ZM66 154H69V152H66ZM66 154H62V155H66ZM70 154H72L71 152H70ZM75 154V153H74ZM73 154V155H74ZM80 154V153H79ZM131 154V153H130ZM143 154V153H142ZM151 154V153H150ZM199 154V153H198ZM237 154V153H236ZM235 154V155H236ZM240 153H238L237 155H239ZM243 154H244V152H243ZM247 154V153H246ZM253 154V153H252ZM156 155V154H155ZM154 155V156H155ZM232 155H234V153L232 154ZM234 155V156H235ZM255 155V154H254ZM56 156H58L59 157V155H56ZM64 156H63V159H64ZM70 156V155H69ZM80 156V155H79ZM88 156V155H87ZM120 156V155H119ZM142 156V155H141ZM150 156V155H149ZM161 156V155H160ZM200 156V155H199ZM224 156H226V155H224ZM247 156V155H246ZM249 156V155H248ZM247 156V157H248ZM31 157H29V158H31ZM67 155H66V157H65V159H67ZM71 157V156H70ZM73 157V156H72ZM124 157H126V155L124 156ZM128 157V156H127ZM144 157V156H143ZM146 157V156H145ZM151 158H152V156H150ZM173 157V156H172ZM239 157H240V155H239ZM23 158H24V156H23ZM26 158V157H25ZM35 158V157H34ZM33 158V159H34ZM115 158V157H114ZM123 157H121L120 158V160L122 159ZM149 158V157H148ZM162 158H164V157H162ZM19 159V160H18ZM35 159V160H36ZM57 159V158H56ZM61 159H62V157H61ZM138 159V158H137ZM155 159V158H154ZM11 160V161H12ZM39 160V159H38ZM41 160V159H40ZM58 160V159H57ZM115 160H116V158H115ZM118 160V159H117ZM126 160V159H125ZM148 160V159H147ZM157 160V159H156ZM168 160H169V158H168ZM18 161V162H17ZM27 161V160H26ZM32 161V160H31ZM42 161V160H41ZM41 161H39V163L41 162ZM56 161V160H55ZM62 161V160H61ZM129 161H131L132 162V160H129ZM135 161V160H134ZM163 161H165V160H163ZM21 162V161H20ZM38 162V161H37ZM68 162V161H67ZM71 162V161H70ZM120 162V161H119ZM137 162V161H136ZM140 162V161H139ZM146 162V161H145ZM158 162H159V160H158ZM26 163V162H25ZM62 163V162H61ZM81 163V162H80ZM118 163V162H117ZM121 163H124V161H122ZM121 163H119V164H121ZM142 163H143V161H142ZM232 163V162H231ZM245 163V162H244ZM30 164V163H29ZM42 164V163H41ZM71 164V163H70ZM94 164V163H93ZM105 164V163H104ZM115 164V163H114ZM128 164V161H127V163H125L124 165H127ZM136 164V163H135ZM140 164V163H139ZM22 165H24L23 163H22ZM62 165V164H61ZM72 165V164H71ZM92 165V164H91ZM110 165V164H109ZM111 165H113V164H111ZM124 165H123V167H124ZM231 165V164H230ZM65 166V165H64ZM77 166V165H76ZM84 166H86V165H84ZM90 166V165H89ZM95 166V165H94ZM130 166V164L128 165V167ZM135 167H136V165H134ZM133 166V167H134ZM242 166V165H241ZM36 167V166H35ZM39 167H40V164H39ZM97 167V166H96ZM116 167V166H115ZM114 167V168H115ZM119 167V166H118ZM126 167V166H125ZM167 167V166H166ZM197 167V166H196ZM240 167V166H239ZM30 168V167H29ZM68 168V167H67ZM71 168V167H70ZM79 168H81V167H79ZM89 168V167H88ZM94 168V167H93ZM98 168V167H97ZM108 168V167H107ZM117 168V167H116ZM115 168V169H116ZM122 168V167H121ZM137 168V167H136ZM168 168V167H167ZM182 168V167H181ZM224 168V167H223ZM251 168V167H250ZM33 169V168H32ZM87 169V168H86ZM100 169V168H99ZM111 169H112V167H111ZM126 169H128V168H126ZM133 169V168H132ZM132 169H129V170H132ZM35 170H37V169H35ZM67 170V169H66ZM91 170H92V168H91ZM102 170V169H101ZM101 170H99V171H101ZM106 170H108V169H106ZM120 171H121V169H119ZM169 170V169H168ZM210 170V169H209ZM208 170V171H209ZM235 170V169H234ZM239 170V169H238ZM249 170V169H248ZM255 170V169H254ZM257 170V169H256ZM48 171V172H47ZM53 171V172H52ZM72 171V170H71ZM75 171H76V169H75ZM81 171H82V169H81ZM102 171H105L104 169L102 170ZM101 171V172H102ZM116 171V170H115ZM128 171V170H127ZM160 171V170H159ZM214 171V170H213ZM250 171V170H249ZM252 171V170H251ZM260 171V170H259ZM33 172V171H32ZM37 172V171H36ZM77 172V171H76ZM122 172H124V168L122 169ZM132 173H133V170L131 171ZM151 172V171H150ZM161 172V171H160ZM202 172H203V170H202ZM225 172V171H224ZM30 173V174H29ZM50 173H48V174H50ZM66 175H65V174ZM103 173V172H102ZM102 173H99V175L100 174H102ZM109 173V172H108ZM118 173V172H117ZM132 173H131V175H129L130 173H124L123 174V176H121L122 178H119L120 180H119V182L115 185V181L113 180H111L112 179V177H111V179H108L109 177L108 176H106L105 178V181L106 180H108L107 181V185L110 187V186H112V187H114V188H116V189H120V190H122V188L123 187H121V183L122 182H125V181H129V177H131L132 178ZM172 173V172H171ZM251 173V172H250ZM254 173V172H253ZM257 173V172H256ZM261 173V172H260ZM263 173H264V171H263ZM262 173V174H263ZM53 174H52V176H53ZM76 174V173H75ZM79 175V177L80 178H77L76 177V179H81V180H79V181H81L80 182V185H84V184H86V183H92V184H96V179H98V178H95L96 177V175L95 176H93V174L90 172V169H89V171H83V172H81V173H78ZM95 174V173H94ZM107 174V173H106ZM112 174V173H111ZM115 174H116V172H115ZM119 174V173H118ZM122 174V173H121ZM166 174V173H165ZM179 174V173H178ZM181 174V173H180ZM197 174H198V172H197ZM201 174H203L204 175V173H201ZM222 174L224 175V176H230V175H227V174H224V173H220V175L222 176ZM249 174V173H248ZM247 174V172H236V174H235V177L233 178V180H229V178H228V180L231 182V184L233 183L235 186H237V187H239V186H242L243 184H248V183H251L252 181H253V183L254 182H256V183H258V185L261 183V185H263L264 184V176L263 177H260V175H259V178H257L258 176H256V178H257V180H252L250 177H249V175ZM68 175V176H67ZM99 175H98V177H99ZM105 175V174H104ZM120 175V174H119ZM161 175V174H160ZM168 175V172H167V174H166V176ZM252 175V173L250 174V176ZM257 175H258V173H257ZM40 176V177H39ZM50 176H51V174H50ZM51 176V177H52ZM101 176H103V175H101ZM110 176V175H109ZM111 176H113V174L111 175ZM136 176V175H135ZM170 177H172L171 175H169ZM182 176V175H181ZM198 176H199V174H198ZM198 176H197V178H198ZM218 176V174H214V173H207L206 174V176H203L202 178H201V176H199L200 178L199 179H193L192 181H194V182H196V184H197V182L198 183H200L201 185H203V187H205V186H209V185H211V183L213 182V181H215ZM253 176V175H252ZM144 177V176H143ZM146 177V176H145ZM176 177H177V175H176ZM175 177V178H176ZM53 178V177H52ZM100 178V177H99ZM163 179H165L164 177H162ZM168 180H170V178H168V177H166ZM183 178V177H182ZM196 178V177H195ZM216 178V179H215ZM232 178V177H231ZM255 178V177H254ZM50 179V178H49ZM54 179V178H53ZM54 179V180H55ZM75 179V180H76ZM117 179H118V176H117ZM135 179V178H134ZM150 179V178H149ZM172 179H173V177H172ZM43 180V179H42ZM53 180V181H54ZM101 180V179H100ZM102 180H104V179H102ZM102 180H101V183H102ZM184 180V179H183ZM188 180V179H187ZM252 180V181H251ZM38 181V180H37ZM40 181V180H39ZM38 181V182H39ZM49 181V180H48ZM48 181H46L47 183H48ZM51 181V180H50ZM77 181V180H76ZM162 181V180H161ZM173 181V180H172ZM191 180H189V181H186V180H184V182L183 183H191L190 182ZM43 182H44V180H43ZM55 182V181H54ZM57 182V181H56ZM55 182V183H56ZM75 182V181H74ZM129 182H131V181H129ZM163 182V181H162ZM162 182H160V184H162ZM173 182H177V180H174ZM235 182V183H234ZM46 183V184H47ZM52 183V182H51ZM58 183V182H57ZM78 183V182H77ZM164 183V182H163ZM167 183V182H166ZM172 183V182H171ZM170 183V184H171ZM178 183H181V181L179 182L178 181ZM188 183V184H189ZM229 183V182H228ZM252 183V184H253ZM263 183V184H262ZM37 184V183H36ZM59 184H62V183H58V185ZM64 184V183H63ZM70 184V183H69ZM68 184V185H69ZM72 184V183H71ZM92 184H91V186H92ZM94 184V185H95ZM173 184V183H172ZM174 184H176V183H174ZM213 184V183H212ZM215 184H216V181H215ZM222 184V183H221ZM225 184V183H224ZM230 184V183H229ZM228 184V185H229ZM255 184V183H254ZM42 185V184H41ZM50 185H52V184H50L49 183V186H47V185H45V186H47V188L48 187H50ZM73 185H75V184H73ZM90 185V184H89ZM93 185V186H94ZM105 185H106V182H105ZM105 185H103V186H105ZM106 185V186H107ZM122 185H125V183H123ZM133 185V184H132ZM168 185V184H167ZM179 185H182V183L181 184H179ZM220 185V184H219ZM249 185V184H248ZM256 185V184H255ZM257 185V186H258ZM53 186H56V184L55 185H53ZM65 186H67V185H65ZM71 186V185H70ZM87 186V185H86ZM85 186V187H86ZM90 186V187H91ZM131 186V185H130ZM163 186V185H162ZM171 186V185H170ZM173 186V185H172ZM178 186V185H177ZM213 186V185H212ZM216 186H218V185H216ZM222 186V185H221ZM252 185H250V187H251ZM260 186V185H259ZM258 186V187H259ZM63 187H64V185H63ZM73 187V186H72ZM78 187V186H77ZM77 187H75V188H77ZM82 187V186H81ZM81 187L79 188V189H81ZM84 187V188H85ZM95 187H97V186H95ZM126 187H129V185L128 186H126ZM179 187H181V186H179ZM220 187V186H219ZM253 187H254V185H253ZM253 187H251V188H253ZM257 187V188H258ZM46 188V189H47ZM51 188V187H50ZM69 188H71V187H69ZM74 188V187H73ZM72 188V189H73ZM102 188V187H101ZM111 188V187H110ZM165 188V187H164ZM189 188V187H188ZM210 188H211V186H210ZM225 188V187H224ZM243 188H245V186H243ZM52 189L53 190H51L52 192L50 193V195H48L49 197H51L52 198V195H56L57 196V194H59V195H62V197L64 198L63 200H65L66 201V199H67V197H68V195L69 194H71V190L70 189H62L61 188V185H59V186H57V187H52ZM87 189V188H86ZM85 189V190H86ZM96 189V188H95ZM99 189H100V187H99ZM109 189V188H108ZM132 189V188H131ZM163 189V188H162ZM249 189V188H248ZM77 190V189H76ZM83 190V189H82ZM97 190V189H96ZM124 190V189H123ZM135 190V189H134ZM137 190V189H136ZM218 190H221V189H218ZM217 190V191H218ZM240 190V189H239ZM247 190V189H246ZM259 190V189H258ZM260 190H261V188H260ZM47 191V190H46ZM84 191V190H83ZM138 191V190H137ZM151 191V190H150ZM159 191V190H158ZM233 191V190H232ZM48 192V191H47ZM46 192V194H49V192L47 193ZM121 192V191H120ZM130 192H132V191H130ZM145 192V191H144ZM149 192V191H148ZM153 192V191H152ZM181 192V191H180ZM212 192V191H211ZM243 192V191H242ZM264 192V191H263ZM73 193H75L74 191H73ZM108 193V192H107ZM128 193V192H127ZM139 193V192H138ZM151 193V192H150ZM149 193V194H150ZM223 193V192H222ZM249 193V192H248ZM188 194V193H187ZM215 194V193H214ZM264 194V193H263ZM100 195V194H99ZM117 195V194H116ZM129 195V194H128ZM136 195V194H135ZM147 195V194H146ZM253 195V194H252ZM10 198H9V197ZM41 196H44L43 198L41 197ZM70 196V195H69ZM104 196H105V194H104ZM119 196V195H118ZM122 196V195H121ZM124 196V195H123ZM126 196V195H125ZM137 196V195H136ZM151 196V195H150ZM171 196V195H170ZM178 196V195H177ZM215 196H217V195H215ZM227 196V195H226ZM236 196V195H235ZM255 196V195H254ZM253 196V197H254ZM189 197V196H188ZM232 197V196H231ZM72 198V197H71ZM75 198V197H74ZM104 198V197H103ZM116 198V197H115ZM138 198H139V196H138ZM148 199H149V197H147ZM174 198V197H173ZM193 198V197H192ZM255 198V197H254ZM253 198V199H254ZM5 199V200H6ZM40 199H42V202H40ZM43 199L45 200L46 199V201H44V203H43ZM59 199V198H58ZM70 199V198H69ZM76 199V198H75ZM105 199V198H104ZM109 198H106V201L108 200ZM112 199V198H111ZM113 199H114V196H113ZM117 199V198H116ZM116 199H114L113 201L115 202V200ZM225 199V198H224ZM260 199V198H259ZM263 199V198H262ZM54 199L52 198V201H53ZM63 200H61V201H63ZM77 200V199H76ZM75 200V201H76ZM102 200V199H101ZM100 200V201H101ZM118 200V199H117ZM126 200V199H125ZM128 200V199H127ZM141 200H142V197H141ZM179 200V199H178ZM193 200H195V199H193ZM207 200V199H206ZM214 200V199H213ZM220 200V199H219ZM8 200H7V204L6 205H8V204H11L10 202H9ZM72 201V200H71ZM73 201H74V199H73ZM109 201V200H108ZM112 201V202H113ZM121 201V200H120ZM122 201H123V199H122ZM139 201V200H138ZM145 201V200H144ZM242 201V200H241ZM253 201V200H252ZM67 202V201H66ZM103 202V201H102ZM102 202H101V204H100V207H101V205H102ZM117 202V201H116ZM158 202V201H157ZM178 202V201H177ZM184 202V201H183ZM187 202V201H186ZM185 202V203H186ZM229 202V201H228ZM232 202V201H231ZM237 202V201H236ZM254 202V201H253ZM256 202V201H255ZM254 202V203H255ZM54 203V202H53ZM56 203H58V200H57V202ZM62 203V202H61ZM71 203V202H70ZM76 203V202H75ZM108 203V202H107ZM119 203V202H118ZM128 203H130V202H128ZM133 203H134V201H133ZM173 203H175V202H173ZM180 203H181V201H180ZM247 203V202H246ZM245 203V204H246ZM52 204V203H51ZM67 204V203H66ZM93 204V203H92ZM113 204V203H112ZM125 204H127L126 202H125ZM136 204H138V203H136ZM136 204H135V207H136ZM139 204H141V203H139ZM143 204H144V202H143ZM190 204V203H189ZM211 204V203H210ZM55 205V204H54ZM63 205V204H62ZM71 205V204H70ZM75 205H77V204H75ZM118 205V204H117ZM122 205V204H121ZM134 205V204H133ZM146 205H149L148 203L146 204ZM145 205V206H146ZM191 205H192V203H191ZM238 205V204H237ZM52 206H53V204H52ZM51 206V207H52ZM58 206V205H57ZM56 206V207H57ZM73 206V205H72ZM105 206V205H104ZM108 206H109V204H108ZM140 206V205H139ZM141 206H142V204H141ZM144 206V207H145ZM190 206V205H189ZM218 206V205H217ZM255 206H256V204H255ZM9 207V206H8ZM13 207V208H14ZM75 207V206H74ZM80 207V206H79ZM102 207H103V205H102ZM114 207V206H113ZM124 207H125V205H124ZM144 207H142V208H144ZM237 207V206H236ZM243 207V206H242ZM245 207H248V206H245ZM257 207V206H256ZM264 207V206H263ZM55 208V207H54ZM156 208V207H155ZM190 208H193L192 206L190 207ZM232 208V207H231ZM251 208V207H250ZM255 208V207H254ZM57 209L58 208H56V211H57ZM108 209H113V208H108ZM195 209V208H194ZM241 209V208H240ZM239 209V210H240ZM247 209V208H246ZM245 209V210H246ZM252 209V208H251ZM77 210V209H76ZM81 210V209H80ZM100 210V209H99ZM102 210V209H101ZM100 210V211H101ZM115 209H113V212H115L114 211ZM128 210V209H127ZM138 210V209H137ZM143 210V209H142ZM145 210V209H144ZM176 210V209H175ZM193 210V209H192ZM249 210V209H248ZM254 210V209H253ZM252 210V211H253ZM53 211V210H52ZM55 211V210H54ZM66 211V210H65ZM91 211V210H90ZM98 211V210H97ZM103 211V212H104ZM135 211V210H134ZM197 211V210H196ZM208 211V210H207ZM251 211V212H252ZM76 212V211H75ZM78 212V211H77ZM76 212V213H77ZM94 212V214H95V211H93ZM133 212V211H132ZM141 212V211H140ZM165 212H167V211H165ZM192 212V211H191ZM194 212V211H193ZM218 212V211H217ZM226 212V211H225ZM249 212V211H248ZM256 212V211H255ZM254 212V213H255ZM264 212V211H263ZM80 213V212H79ZM79 213H77V216H78V214ZM82 213V212H81ZM97 213V212H96ZM99 213V212H98ZM102 213V212H101ZM105 213V214H106ZM117 213V212H116ZM188 214H189V212H187ZM196 213V212H195ZM228 213V212H227ZM244 213H245V211H244ZM250 213V212H249ZM258 213V212H257ZM85 214V213H84ZM123 214V213H122ZM135 214V213H134ZM137 214V213H136ZM207 214V213H206ZM262 214V213H261ZM66 215V214H65ZM74 215V214H73ZM83 215V214H82ZM86 215H88V214H86ZM86 215H84V216H86ZM140 215V214H139ZM193 215V214H192ZM191 215V216H192ZM246 215H247V213H246ZM74 216H76V215H74ZM90 216H91V214H90ZM145 216V215H144ZM211 216V215H210ZM236 216V215H235ZM190 217V216H189ZM213 217V216H212ZM212 217H211V219H212ZM228 217V216H227ZM231 217V216H230ZM239 217V216H238ZM2 218H3V216H2ZM84 218V217H83ZM133 218V217H132ZM135 218V217H134ZM138 218V217H137ZM142 218V217H141ZM182 218V217H181ZM186 218V217H185ZM234 218V217H233ZM232 218V219H233ZM236 218H237V216H236ZM243 218V217H242ZM250 218H251V216H250ZM0 219H1V213H0ZM5 219V218H4ZM71 219H72V217H71ZM76 219H78V218H76ZM87 219V218H86ZM168 219V218H167ZM193 219V218H192ZM205 219V218H204ZM245 219V218H244ZM78 220H80V218L78 219ZM84 219H82L81 221H83ZM154 220H156V219H154ZM213 220H214V218H213ZM216 220V219H215ZM259 220V219H258ZM6 221L8 222V219H6ZM21 221V220H20ZM48 221H47V223H48ZM118 221V220H117ZM181 221V220H180ZM198 221V220H197ZM212 221V220H211ZM242 221V220H241ZM264 221V220H263ZM2 221L0 220V223H1ZM4 222H5V220H4ZM7 222H5L4 224L5 225H3V224H1V225H3L4 227H6L7 228ZM16 222V221H15ZM151 222V221H150ZM178 222V221H177ZM206 222V221H205ZM3 223V222H2ZM21 223V222H20ZM45 223V222H44ZM81 223V222H80ZM89 223V222H88ZM127 223V222H126ZM159 223V222H158ZM175 223V222H174ZM181 223V222H180ZM190 223V222H189ZM199 223V222H198ZM202 223H204V221L202 222ZM232 223V222H231ZM259 223V222H258ZM17 225H18V223H16ZM22 224V223H21ZM35 224V223H34ZM33 224V225H34ZM40 224V223H39ZM46 224V223H45ZM85 224V223H84ZM118 224V223H117ZM170 224H171V222H170ZM211 225H212V223H210ZM25 225V224H24ZM30 225V224H29ZM32 225V226H33ZM47 225V224H46ZM87 225V224H86ZM89 225H88V227H89ZM146 225V224H145ZM187 225V224H186ZM208 225V224H207ZM206 225V226H207ZM220 225V224H219ZM227 225V224H226ZM16 226V225H15ZM22 226V225H21ZM32 226H30L31 228H32ZM40 226V225H39ZM81 226L83 227V224H81ZM125 226V225H124ZM147 226V225H146ZM177 226V225H176ZM198 226V225H197ZM202 226V225H201ZM209 226V225H208ZM232 226V225H231ZM14 227V226H13ZM44 227V226H43ZM96 227V228H95ZM142 227V226H141ZM168 227V226H167ZM171 227H172V225H171ZM189 227V226H188ZM187 227V228H188ZM193 227V226H192ZM221 227V226H220ZM15 228V227H14ZM20 229H21V227H19ZM19 228H18V230H19ZM25 228V227H24ZM27 228H29V226H27ZM26 228V229H27ZM41 228V227H40ZM44 228H46V227H44ZM47 228H48V226H47ZM90 228V227H89ZM130 228V227H129ZM140 228V227H139ZM161 228V227H160ZM191 228V227H190ZM0 229H2L1 227H0ZM8 229V228H7ZM6 229V232H8L9 230H7ZM23 229V228H22ZM26 229H25V231H26ZM30 229V228H29ZM33 229H36V228H33ZM126 229V228H125ZM143 229V228H142ZM184 229V228H183ZM185 229H186V227H185ZM198 229H200V227L198 228ZM203 229V228H202ZM245 229H247V228H245ZM257 229V228H256ZM259 229V228H258ZM2 230H5V228L4 229H2ZM13 230V229H12ZM49 230H50V228H49ZM86 230H88L87 228H86ZM167 230V229H166ZM209 230V229H208ZM252 230H254L253 228H252ZM16 231H17V228H16ZM30 231V230H29ZM44 231V230H43ZM46 231H48L47 229H46ZM190 231V230H189ZM200 231V230H199ZM213 231V230H212ZM238 231V230H237ZM10 232H11V229H10ZM13 232H14V230H13ZM35 231H33V232H23L22 231V234H21V236H20V231L18 232L19 234H16V232H14L15 234H16V236L17 235H19L21 238H22V240H24V243H25V245H26V247L27 248H37V247H41L42 249H43V251L45 250L46 251V253H47V258H49V264H65V263H62L61 262V257H62V255H63V257H65L64 256V254H63V252H66V249H61L60 247H52V244L50 245L48 242H49V239H45V241H42L41 240V236H42V234L41 235H39V236H37L35 233H34ZM41 232V231H40ZM50 232V231H49ZM184 232V231H183ZM202 232H203V230H202ZM261 232H263V230L261 231ZM2 233H5V232H2ZM13 233V234H14ZM37 233V232H36ZM48 233V232H47ZM47 233H46V236H48L47 235ZM133 233V232H132ZM192 233V232H191ZM211 234H212V232H210ZM254 233V232H253ZM253 233H251V234H253ZM9 234V233H8ZM37 234H39V233H37ZM45 234V233H44ZM49 235H50V233H48ZM52 234V233H51ZM115 234H117V232L115 231V233H114V235ZM155 234V233H154ZM202 234V233H201ZM238 234V233H237ZM2 235H5V234H1L0 236H2ZM12 235V234H11ZM54 235V234H53ZM129 235V234H128ZM166 235V234H165ZM169 235V234H168ZM172 235V234H171ZM178 235V234H177ZM183 235H184V233H183ZM187 235V234H186ZM186 235H185V237H186ZM193 235V234H192ZM196 235V234H195ZM199 235H200V233H199ZM208 235V234H207ZM210 235V234H209ZM236 235V234H235ZM6 236V235H5ZM46 236H45V238H46ZM122 236V235H121ZM151 236V235H150ZM173 236V235H172ZM204 236H206V235H204ZM231 236V235H230ZM229 236V237H230ZM240 236V235H239ZM42 237H44V236H42ZM118 237V236H117ZM183 237V236H182ZM234 237V236H233ZM261 237V236H260ZM56 237H54V239H55ZM113 238H114V236H113ZM122 238V237H121ZM176 238V237H175ZM210 238H211V236H210ZM220 238V237H219ZM239 238V237H238ZM51 239V238H50ZM120 239V238H119ZM119 239H117V240H119ZM130 239V238H129ZM176 239H178V238H176ZM184 239V238H183ZM191 239V238H190ZM194 239V238H193ZM225 239V238H224ZM47 240V241H46ZM52 240V239H51ZM59 240H61V239H59ZM68 240V239H67ZM111 240V239H110ZM113 240V239H112ZM116 240V239H115ZM121 240V239H120ZM185 240V239H184ZM187 240V239H186ZM185 240V241H186ZM189 240V239H188ZM196 240V239H195ZM209 240V239H208ZM207 240V241H208ZM211 240V239H210ZM229 240H230V238H229ZM225 241L224 243H227L228 245H229V242L230 241ZM231 240H232V238H231ZM239 240V239H238ZM259 240V239H258ZM56 241V240H55ZM114 241V240H113ZM124 241H125V236H124ZM146 241V240H145ZM179 241V240H178ZM192 241V240H191ZM206 241V240H205ZM204 241V242H205ZM217 241H219V240H217ZM222 241V240H221ZM234 241V240H233ZM252 241V240H251ZM66 242V241H65ZM118 242V241H117ZM116 242V243H117ZM127 242H128V239H127ZM148 242V241H147ZM150 242V241H149ZM160 242V241H159ZM187 242V241H186ZM195 242V241H194ZM210 242V241H209ZM232 242V241H231ZM260 242V241H259ZM19 243V242H18ZM23 243V244H24ZM53 243H54V241H53ZM66 243H68V241L66 242ZM65 243V244H66ZM110 243V242H109ZM121 243V242H120ZM161 243V242H160ZM176 243V242H175ZM191 243V242H190ZM196 243V242H195ZM217 243V242H216ZM245 243V242H244ZM17 244V243H16ZM21 244V243H20ZM19 244V245H20ZM22 244V245H23ZM56 244V243H55ZM58 244H59V242H58ZM57 244V245H58ZM64 244V245H65ZM122 244H123V242H122ZM127 244H129V242L127 243ZM168 244V243H167ZM189 244V243H188ZM222 244V243H221ZM221 244H220V246L219 247H222L221 246ZM227 244H225V245H227ZM232 244V243H231ZM231 244H230V247H231ZM42 245H44L43 247H42ZM149 245V244H148ZM184 245V244H183ZM195 245H197V244H195ZM211 245V244H210ZM216 245V244H215ZM227 245V246H228ZM236 245V244H235ZM261 245V244H260ZM67 246V245H66ZM117 246V245H116ZM118 246H119V244H118ZM130 246H132V245H130ZM142 246V245H141ZM182 246V245H181ZM246 246V245H245ZM257 246V245H256ZM264 246V245H263ZM68 247V246H67ZM108 247V248H107ZM115 247V246H114ZM136 247V246H135ZM201 247V246H200ZM225 247V246H224ZM223 247V248H224ZM40 248V249H41ZM64 248V247H63ZM116 248V247H115ZM122 248H123V251L124 252H128V250H129V247H128V245L126 246L125 244L124 245H122ZM133 248V247H132ZM149 248V247H148ZM184 248H185V246H184ZM198 248V247H197ZM258 248V247H257ZM39 249V248H38ZM39 249V250H40ZM88 249V250H87ZM107 249H108V252H107ZM160 249V248H159ZM182 249V248H181ZM193 249V248H192ZM196 249V248H195ZM225 249H226V247H225ZM231 249V248H230ZM252 249V248H251ZM262 249V248H261ZM260 249V250H261ZM21 250H22V248H21ZM20 250V251H21ZM30 249H28V251H29ZM116 250H117V248H116ZM120 250H121V246H120ZM190 250V249H189ZM213 250V249H212ZM247 250H248V247H247ZM254 250V249H253ZM256 250V249H255ZM258 250V249H257ZM30 251H33L34 253L33 254H35V250H30ZM38 251V250H37ZM41 251V250H40ZM122 251V250H121ZM131 251H132V249H131ZM135 251H137L136 249H135ZM153 251V250H152ZM164 251V250H163ZM185 251V250H184ZM222 251V250H221ZM251 251V250H250ZM262 251H264V250H262ZM24 252V251H23ZM95 252V251H94ZM98 252V251H97ZM112 252H114V250H112ZM134 252V251H133ZM146 252V251H145ZM179 252V251H178ZM181 252H183L182 250H181ZM180 252V253H181ZM187 252H188V250H187ZM187 252H185V254H187ZM199 252V251H198ZM197 252V253H198ZM205 252V251H204ZM235 252V251H234ZM233 252V253H234ZM254 252V251H253ZM25 253V252H24ZM117 253V252H116ZM138 253V252H137ZM177 253V252H176ZM196 253V252H195ZM250 253H252V252H250ZM258 253H260V252H258ZM257 253V254H258ZM66 254V253H65ZM82 254V253H81ZM81 254H79L80 255V258H82V256H83V254H82V256H81ZM95 254H96V252H95ZM98 254V253H97ZM113 254V253H112ZM125 254V253H124ZM123 254V255H124ZM152 254V253H151ZM183 254V253H182ZM199 254V253H198ZM202 254V253H201ZM254 254V253H253ZM256 254V255H257ZM261 254V253H260ZM26 255V254H25ZM36 255V254H35ZM76 255H77V253H76ZM127 255V254H126ZM126 255H125V257H126ZM132 254H130L129 255V257L131 256ZM148 255V254H147ZM159 255V254H158ZM174 255V254H173ZM195 255V254H194ZM197 255V254H196ZM195 255V256H196ZM205 255V254H204ZM224 255V254H223ZM255 255V256H256ZM34 256V255H33ZM69 256V255H68ZM78 256V255H77ZM144 256V255H143ZM178 256H179V253H178ZM183 256H184V254H183ZM190 256H191V253H190ZM202 256V255H201ZM229 256V255H228ZM27 257V256H26ZM30 257V256H29ZM71 257H68V258H70V260H67L68 261V263L67 264H75L74 262H73V260L71 259ZM87 257V258H88ZM94 257H96V256H94ZM146 257V256H145ZM159 257V256H158ZM215 257V256H214ZM223 257V256H222ZM256 257H258V256H256ZM255 257V258H256ZM260 257V256H259ZM258 257V258H259ZM77 258V257H76ZM84 258H85V256H84ZM101 258V259H102ZM116 258V257H115ZM131 258V257H130ZM176 258V257H175ZM181 258H182V256H181ZM196 258V257H195ZM202 258V257H201ZM205 258V257H204ZM25 259V258H24ZM67 259V258H66ZM78 259V258H77ZM83 259V258H82ZM86 259V258H85ZM91 259V258H90ZM89 259V260H90ZM118 259V258H117ZM147 259V258H146ZM149 259V258H148ZM179 259V258H178ZM177 259V260H178ZM183 260V262L185 263V264H193V260L192 259H190V260H185V261H187V262H185L184 261V257L182 258ZM188 259V258H187ZM199 259V258H198ZM203 259V258H202ZM242 259V258H241ZM257 259V258H256ZM34 260V259H33ZM48 260V259H47ZM65 260V259H64ZM88 260V259H87ZM86 260V261H87ZM95 260V259H94ZM93 260V261H94ZM176 260V259H175ZM235 260V259H234ZM259 259H257V261H258ZM75 261H77V260H75ZM91 261V260H90ZM101 261V260H100ZM153 261H154V259H153ZM159 261V260H158ZM181 261V260H180ZM182 261L180 262V263H182ZM231 261H233V260H231ZM244 261V260H243ZM242 261V262H243ZM2 262V261H1ZM89 262V261H88ZM99 262V261H98ZM140 262V261H139ZM138 262V263H139ZM196 262V261H195ZM213 262V261H212ZM238 262V261H237ZM248 262V261H247ZM254 262V261H253ZM262 262V261H261ZM260 262V263H261ZM29 263V262H28ZM78 263V262H77ZM96 263V262H95ZM143 263H144V261H143ZM153 263V262H152ZM158 263V262H157ZM174 263V262H173ZM198 263V262H197ZM216 263V262H215ZM230 263H232V262H230ZM239 263V262H238ZM13 264V263H12ZM34 264V263H33ZM79 264V263H78ZM83 264V263H82ZM89 264H91V263H89ZM137 264V263H136ZM145 264V263H144ZM147 264V263H146ZM204 264H205V262H204ZM212 264V263H211ZM219 264V263H218ZM225 264V263H224ZM252 264V263H251ZM262 264H263V262H262Z\"/></svg>","mask_w":264,"mask_h":264}]
</instances>
